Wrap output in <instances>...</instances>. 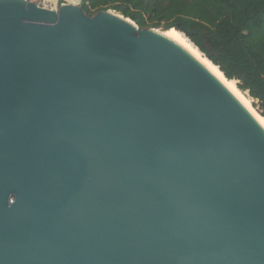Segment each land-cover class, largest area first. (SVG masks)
<instances>
[{
    "label": "water",
    "instance_id": "water-1",
    "mask_svg": "<svg viewBox=\"0 0 264 264\" xmlns=\"http://www.w3.org/2000/svg\"><path fill=\"white\" fill-rule=\"evenodd\" d=\"M0 264H264V127L161 28L0 0Z\"/></svg>",
    "mask_w": 264,
    "mask_h": 264
},
{
    "label": "trees",
    "instance_id": "trees-1",
    "mask_svg": "<svg viewBox=\"0 0 264 264\" xmlns=\"http://www.w3.org/2000/svg\"><path fill=\"white\" fill-rule=\"evenodd\" d=\"M88 14L114 9L140 28L186 22L191 40L257 101L264 116V0H84Z\"/></svg>",
    "mask_w": 264,
    "mask_h": 264
},
{
    "label": "bare ground",
    "instance_id": "bare-ground-1",
    "mask_svg": "<svg viewBox=\"0 0 264 264\" xmlns=\"http://www.w3.org/2000/svg\"><path fill=\"white\" fill-rule=\"evenodd\" d=\"M71 2L78 3L79 0H70ZM166 33L176 39L178 42L183 44L188 50H190L202 63H204L215 75L216 77L246 106V108L254 115V117L259 121V123L264 127V116L257 113V111L252 106L251 102L248 100L247 96L241 91L237 86L235 79L227 78L217 65L212 64L199 48L191 42L187 36L176 28H162Z\"/></svg>",
    "mask_w": 264,
    "mask_h": 264
},
{
    "label": "rangeland",
    "instance_id": "rangeland-1",
    "mask_svg": "<svg viewBox=\"0 0 264 264\" xmlns=\"http://www.w3.org/2000/svg\"><path fill=\"white\" fill-rule=\"evenodd\" d=\"M44 7H47V8H50V9H58L59 6L61 5V3L64 1V0H32ZM77 1V0H76ZM83 1L81 3H79L81 6H83ZM90 15H94V14H90ZM154 28H165V25H161L160 27H154ZM188 38V37H187ZM189 39V38H188ZM190 40V39H189ZM201 52V51H200ZM203 53V52H202ZM204 56L209 60V58L206 56L205 53H203ZM210 61V60H209ZM211 62V61H210ZM214 64V63H212ZM215 65V64H214ZM218 67V66H217ZM219 68V67H218ZM224 74V73H223ZM236 81V84H237V80ZM242 91V90H241ZM248 98V100L251 102L252 106L254 107V109L257 111V113H259V108L257 106V101L255 99H253L248 92L246 91H242ZM260 114V113H259ZM261 115V114H260Z\"/></svg>",
    "mask_w": 264,
    "mask_h": 264
},
{
    "label": "built area",
    "instance_id": "built-area-1",
    "mask_svg": "<svg viewBox=\"0 0 264 264\" xmlns=\"http://www.w3.org/2000/svg\"><path fill=\"white\" fill-rule=\"evenodd\" d=\"M67 2H71L70 0H64L61 4H64V3H67ZM82 2V0H79V2L78 3H81ZM72 3H74V2H72Z\"/></svg>",
    "mask_w": 264,
    "mask_h": 264
}]
</instances>
